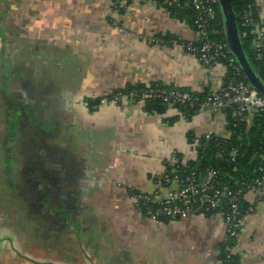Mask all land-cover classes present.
<instances>
[{
  "label": "crops",
  "instance_id": "0c3cea01",
  "mask_svg": "<svg viewBox=\"0 0 264 264\" xmlns=\"http://www.w3.org/2000/svg\"><path fill=\"white\" fill-rule=\"evenodd\" d=\"M116 1L0 0V264H222L220 211L153 220L131 190H158L176 154L195 159L189 134L228 136L226 113L102 100L141 83L219 90L227 68L188 51V19L154 0ZM236 252L264 264V200Z\"/></svg>",
  "mask_w": 264,
  "mask_h": 264
},
{
  "label": "trees",
  "instance_id": "16d2710c",
  "mask_svg": "<svg viewBox=\"0 0 264 264\" xmlns=\"http://www.w3.org/2000/svg\"><path fill=\"white\" fill-rule=\"evenodd\" d=\"M131 1V0H130ZM163 4L173 15L186 18L194 26L197 16V11L193 6L184 7L183 5L192 0H178L179 5L168 6L165 0H154ZM233 10L236 15L237 25L240 32V37L244 51L250 61L253 69L260 76L264 82V42L262 47L256 48L254 43L256 41L258 31H262L261 18L257 0H232ZM216 12V18L213 21V28L221 30L218 38L221 41L227 42L225 24L221 6L219 2L213 5ZM248 15L250 21L248 24L244 23V15ZM213 37V36H211ZM233 55V54H232ZM261 55V58H259ZM226 65V64H225ZM239 65V64H238ZM227 67V66H226ZM233 77L232 68L227 67L226 80ZM249 82L244 73L241 71L239 77ZM155 87H162L169 91L172 90H187L171 86H163L159 83L153 82L149 84L130 85L123 89L114 90L108 94L107 98L111 99L116 95L129 96L132 91L138 94H143L145 90ZM211 91L193 92L191 91L193 100L186 103H176L173 107L180 110L184 115L191 116L202 108L203 101L208 97ZM98 99L92 103H99ZM135 102H141L148 111H158L166 113L169 106L168 103L160 97L154 98H137ZM227 118V126L229 129L228 136H220L212 134L210 138L196 137L193 133L189 134V141L194 144L197 157L192 160L184 161L181 154H176L177 163L171 165L167 163V173L169 177H178V185L186 186L191 183H201L205 179L207 172L210 169L216 171L213 179V184L216 187L227 185L231 190L236 191L242 189V192L237 194L238 204L242 214L252 213L251 208L264 200V190L259 200L256 201V194L254 199L248 198L250 191L256 193L258 186L255 180L263 175L264 169V112H255L252 120H248L247 113L242 116L233 114V109L229 108L224 111ZM176 185L171 182H164V187L169 189ZM136 191L131 190V193ZM223 204L218 208H211L207 205L202 206L198 213L209 214L214 211L225 212L230 206L228 197H222ZM147 206L155 207V204H141V211L144 214ZM160 220L168 221V217L162 216ZM237 240H224L222 244V252L220 255L222 264H239V255L235 251L228 257L229 252L226 250L227 245L237 246Z\"/></svg>",
  "mask_w": 264,
  "mask_h": 264
},
{
  "label": "built area",
  "instance_id": "2783aa9c",
  "mask_svg": "<svg viewBox=\"0 0 264 264\" xmlns=\"http://www.w3.org/2000/svg\"><path fill=\"white\" fill-rule=\"evenodd\" d=\"M130 0H117L116 6L119 10L127 7ZM219 0H192L191 3L186 2L183 6H193L197 11V16L194 22V28L197 38L185 44L188 51L198 57V59L207 67H213L218 64H226L225 66L232 68L233 77L226 80L225 84L219 90H213L208 97L203 101L202 108L209 107L212 110L225 111L229 108L233 109V114L242 116L249 111L264 112V96L261 95L249 82L244 79L236 78L241 73V68L238 65L235 57L229 48L228 42L221 41L217 35L222 33L221 30L213 28V21L216 18V12L213 5ZM168 6L179 5L178 0H165ZM244 25L248 24L250 18L244 15ZM226 32V28H225ZM213 36V37H211ZM264 42V31H258V35L254 46L262 47ZM261 58V55H259ZM226 67V68H227ZM227 73V72H226ZM123 96L116 95L112 98L113 101H120ZM131 102H135L137 98L142 100L145 98L160 97L163 98L169 107H173L176 103H186L192 101L193 97L190 90H172L169 91L162 87H155L145 90L143 94H138L132 91L129 96ZM109 98L104 97L103 102H107ZM205 138H210L212 133L203 135ZM202 137V136H201ZM177 158L174 157L170 164H176ZM216 171L210 169L203 182L195 184L191 183L186 186L178 185V177H169L164 173L158 181L159 188L153 193L134 192L131 193V200L135 206L141 211V204H155V207L147 206L144 214L153 219L160 220L162 216L168 217L170 220H175L184 217L188 214L198 212L202 206L211 208L221 207L223 204L222 197H228L229 207L222 215L226 224V238L238 239L239 234L244 226L245 218L248 214H242L238 204L237 194L242 192V189L236 191L231 190L227 185L218 186L215 188L213 179ZM173 182L176 186L166 194H161V189L164 187V182ZM258 186L256 191V201L262 195L264 190V169L261 178L255 180ZM254 208L251 211L254 212ZM142 212V211H141ZM226 250L229 252L228 257L236 251V248L227 245Z\"/></svg>",
  "mask_w": 264,
  "mask_h": 264
},
{
  "label": "water",
  "instance_id": "95a60500",
  "mask_svg": "<svg viewBox=\"0 0 264 264\" xmlns=\"http://www.w3.org/2000/svg\"><path fill=\"white\" fill-rule=\"evenodd\" d=\"M219 4L223 13L229 48L251 86L264 96V82L253 69L244 51L232 0H219Z\"/></svg>",
  "mask_w": 264,
  "mask_h": 264
}]
</instances>
